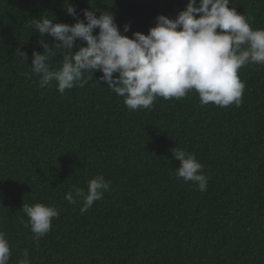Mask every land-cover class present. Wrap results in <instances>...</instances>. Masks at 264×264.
Instances as JSON below:
<instances>
[{"label":"trees","instance_id":"16d2710c","mask_svg":"<svg viewBox=\"0 0 264 264\" xmlns=\"http://www.w3.org/2000/svg\"><path fill=\"white\" fill-rule=\"evenodd\" d=\"M188 3L0 0V231L9 264H19L25 249L31 264H264V65L239 69L246 84L239 107L204 105L191 90L137 110L101 81L102 72H85L87 84L60 93L55 81L40 87L32 70L33 52H44L37 19L74 24L66 11L74 6L87 23L83 10L108 11L132 37L148 34L159 15L175 19ZM229 7L264 29V0ZM80 46L87 44L77 40L73 52ZM53 47L58 70L65 50ZM175 148L203 165L206 191L177 178ZM97 175L110 190L82 215V203L65 197L87 192ZM36 203L59 209L38 247L21 210Z\"/></svg>","mask_w":264,"mask_h":264},{"label":"clouds","instance_id":"9594fccd","mask_svg":"<svg viewBox=\"0 0 264 264\" xmlns=\"http://www.w3.org/2000/svg\"><path fill=\"white\" fill-rule=\"evenodd\" d=\"M229 4L230 0H189L175 19L159 15L148 34L137 31L132 37L121 33L111 12L103 11L97 17L94 11L83 10L85 23L70 6L66 11L76 19L74 24L36 20L34 29L41 36L39 44L44 52H33L32 70L40 76V87L55 81L60 93L87 84L91 76L86 78L85 72H102L101 81L125 98L129 110L151 109L157 97L179 99L191 90L199 94L204 105L239 107L246 84L238 71L249 63L264 65V29L254 30L249 19ZM97 29L98 34H94ZM129 30L130 25H126L124 32ZM45 34L56 43H46ZM77 40L87 46H80L74 53ZM53 45L65 50L58 70L51 68L56 55ZM172 151L180 161L177 178L206 191L207 178L196 156L177 148ZM109 190L110 182L97 175L87 182V192L74 188L65 199L73 205L82 203L83 215ZM21 210L29 218L25 227L30 225L38 247L40 238L51 230L52 219L59 216V209L36 203L23 204ZM6 235L0 231V264H9L11 256ZM23 256L19 264H31L27 249Z\"/></svg>","mask_w":264,"mask_h":264}]
</instances>
